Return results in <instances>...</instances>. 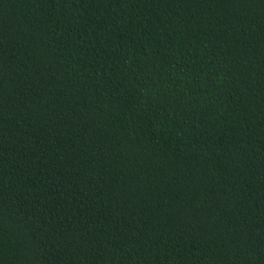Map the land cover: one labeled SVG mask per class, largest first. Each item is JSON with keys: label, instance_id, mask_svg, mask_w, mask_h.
<instances>
[{"label": "trees", "instance_id": "1", "mask_svg": "<svg viewBox=\"0 0 264 264\" xmlns=\"http://www.w3.org/2000/svg\"><path fill=\"white\" fill-rule=\"evenodd\" d=\"M0 264H264V0H0Z\"/></svg>", "mask_w": 264, "mask_h": 264}]
</instances>
